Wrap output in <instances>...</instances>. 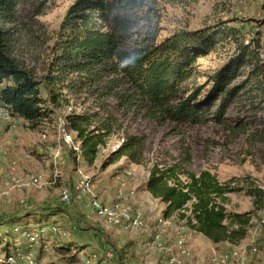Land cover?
I'll list each match as a JSON object with an SVG mask.
<instances>
[{"label": "rangeland", "instance_id": "374dc122", "mask_svg": "<svg viewBox=\"0 0 264 264\" xmlns=\"http://www.w3.org/2000/svg\"><path fill=\"white\" fill-rule=\"evenodd\" d=\"M74 1L19 0L13 14L0 19V26L7 32L8 53L41 81L43 95L49 92L55 95V101L49 106L53 109L50 120L37 128H29L20 119L9 122L0 119V152L4 154L0 172L7 175L30 171L41 174L43 178L40 189L22 188L12 192L14 198H24V205L5 204L1 200L0 220L26 209L63 207L61 186L69 185L73 190L80 174L89 178L90 196L109 200L114 195L115 198L119 177L128 173L122 199L140 210L142 206L138 201H147L149 208L144 209L149 214L146 217L143 212V215L147 229L153 230L155 223L151 221V213L155 214L164 206L150 193L151 196L146 198L144 184L154 163L180 162L195 173L210 169L221 181L232 178L236 185H259L264 189V143L261 142L264 137V68L258 66L257 75L249 72L264 60V35L255 32L256 27L264 31V0H140L134 7L114 9L107 21H98L105 30L114 33L121 49L141 44L155 45L180 30L235 27L232 37H221L207 55L196 60L200 76L187 79L183 84V88L187 89L204 85L207 73L231 56L240 41L247 43L250 37L255 39L256 42L249 47L250 64L244 66L245 74L233 84L246 79L248 82L228 107L225 119L219 124L207 121L199 125L169 121L159 123L145 117L144 102L137 96L132 100L127 98L133 89L126 78L114 72L110 61L83 72H67L61 68L56 55L62 51L55 45L63 16ZM56 67L59 69L54 70ZM47 75H51L48 80L45 78ZM69 113L89 115L91 122L88 128L99 126L103 121L111 123L106 144L100 148V154L92 164L81 160L74 162L68 155L72 147L62 138L59 118L65 119ZM69 133L73 144L78 147L75 133ZM129 137H135L138 142L131 148L137 152L134 159L124 154L103 168L102 163L109 153ZM56 146L61 147L59 154L65 159L63 164L53 157ZM25 154L30 157L24 165ZM227 199V207L231 210H253L252 199L244 191L230 193ZM89 201L88 196L74 193L71 204L55 219L68 237L85 240L87 254L97 255L90 263L103 256L104 246L114 248L118 258L115 256L102 264H156L159 261L158 254L149 252L145 247L148 231L129 232L118 226L104 229ZM259 210H255L252 225L244 239L214 251L245 249L247 264H251L250 259H254L255 264H264L262 249H252L255 240H264V225ZM167 219L170 222L169 242L183 236L194 258L210 256L211 252L196 253L190 245L191 232L183 227V222L176 216ZM139 240L141 242L138 243ZM76 257L78 261L85 259L83 252L77 253ZM38 259L40 264H66V258L50 246Z\"/></svg>", "mask_w": 264, "mask_h": 264}, {"label": "trees", "instance_id": "16d2710c", "mask_svg": "<svg viewBox=\"0 0 264 264\" xmlns=\"http://www.w3.org/2000/svg\"><path fill=\"white\" fill-rule=\"evenodd\" d=\"M18 1L0 0V19L12 15ZM139 3L140 0H75L67 8L58 30L55 47L62 51L56 55L60 67L67 72H83L110 61L114 72L126 78L133 89L127 98L132 100L137 96L144 102L145 117L159 123H222L228 107L248 82L246 79L233 84L245 74L244 66L250 64L249 47L256 42L255 39L250 37L247 43L240 41L231 56L207 73L204 85L183 88L187 79L200 76L196 60L207 55L221 37L234 35L236 28L222 26L180 30L155 45L141 44L121 49L114 33L105 30L98 21H107L114 9L134 7ZM6 36L7 32L0 26V104L7 107L12 119L23 120L34 129L50 120L53 109L49 106L55 101V95L50 92L43 95L41 81L8 53ZM259 63L261 65H254L249 71L251 74L257 75L258 66L264 68V60ZM45 78L48 80L51 75ZM65 120L66 129L75 133L79 143L77 149L69 148V157L74 162L81 160L92 164L100 154V148L106 144L111 123L103 121L99 126L88 128L91 122L89 115L78 113H69ZM261 142L264 143V137ZM137 144L135 137H129L109 153L102 167L124 154L134 159L137 152L131 148ZM144 189L163 203L161 215L164 218L176 216L189 230L203 234L214 243L227 241L235 244L244 239L252 225L255 210L264 206L263 187L236 185L232 178L221 181L210 169L195 173L180 162L152 164ZM239 191H244L252 199V211L237 212L227 207L228 195ZM65 207L26 209L0 220V254L7 257L17 251L26 253L30 248L26 234L34 226L55 225L58 232L48 230L33 244L38 262L39 255L49 246L66 258V264H102L115 256L118 258L114 248L101 243L104 246L103 256L90 263L97 255L87 254L85 240L68 237L55 219L62 215ZM257 248L264 251V240H255L252 249ZM79 252H83L85 259L78 261L76 254ZM107 253H111L110 258Z\"/></svg>", "mask_w": 264, "mask_h": 264}, {"label": "built area", "instance_id": "2783aa9c", "mask_svg": "<svg viewBox=\"0 0 264 264\" xmlns=\"http://www.w3.org/2000/svg\"><path fill=\"white\" fill-rule=\"evenodd\" d=\"M255 31L260 35H264L259 27L255 28ZM70 110V108H69ZM0 119L4 121H11V116L6 106L0 104ZM64 118H59L60 132L62 138L68 145H71L73 149L77 147L73 144L70 133L65 127ZM56 151L53 154L54 159L60 163H65V159H62L59 154L60 146H56ZM3 153L0 152V164L3 163ZM30 157L29 154H25L23 157L24 165ZM56 175V174H55ZM128 175V173H127ZM119 177L115 198L112 202L106 203L101 199L90 196L91 183L89 178L83 174H80L78 180L73 186V190L69 185H62L60 188V201L63 205L69 206L72 201L74 193L81 196L89 197V206L94 212L97 219L106 227L118 226L124 231L136 232V231H147L148 238L145 243L146 249L151 253H156L160 257L156 264H247L245 260V249H230L226 251L213 252L207 257H196L194 258L192 249L186 243L183 236L176 237L169 242V220L164 218L162 215L157 217V221L153 230L147 229L143 212L135 208L132 204L125 202L122 199V192L127 183L128 176ZM43 184L42 175L39 173H33L30 171L24 173L10 172L5 175L1 180L0 184V208L1 200L5 204L24 205L25 200L23 197L14 198L12 192L16 189H29L36 190L40 189ZM259 216L261 222H264V207L259 210ZM48 230L56 233L59 229L55 225L45 227L42 225L34 226L30 232L26 234L29 242V250L26 253L17 251L14 255L7 257L0 254V263L7 264H40L36 260L35 251L33 250V244L36 242L38 237L45 234ZM110 258L111 253H107Z\"/></svg>", "mask_w": 264, "mask_h": 264}, {"label": "crops", "instance_id": "0c3cea01", "mask_svg": "<svg viewBox=\"0 0 264 264\" xmlns=\"http://www.w3.org/2000/svg\"><path fill=\"white\" fill-rule=\"evenodd\" d=\"M27 164V163H26ZM6 174H5V172H0V182H1V180L4 178V176H5ZM147 195H146V198H147V196H151L150 194H149V192H145ZM101 198V197H100ZM101 200H105V198L103 199V197L101 198ZM114 200V195L111 197V199H109V200H105L104 202H107V203H109V202H112ZM155 200H157V199H155ZM134 202H137L136 200H134ZM140 204H141V206H142V212H144V214L146 215V217H147V215L149 214V212L148 211H146V209H144V208H149V206H148V202L147 201H138ZM161 203V202H160ZM163 205V204H162ZM164 207V206H163ZM162 209L160 208L155 214L154 213H151V215H152V217L151 218H153L151 221H153V223H155L156 224V218L158 217V214H161V211ZM148 213V214H147ZM100 222V221H99ZM100 224H102L101 222H100ZM104 229H108L106 226H104L103 224L101 225ZM154 227H155V225H154ZM183 227L184 228H187L186 226H184L183 225ZM110 229H112V228H110ZM188 229V228H187ZM189 230V229H188ZM148 231V230H147ZM191 233V241H190V245L193 247V249L196 251V253L197 254H203L204 252H211V253H213V252H215L214 251V249L215 248H218V247H221V248H223L225 245H233L232 243H229V242H227V241H223V242H217V243H214V242H212L209 238H207L206 236H204L203 234H201V233H196V232H194V231H192V230H189ZM139 242H141L140 240L138 241V243ZM221 251H224V250H221ZM217 252H219V251H217ZM261 256H264V251H261ZM258 257V256H257ZM250 262H251V264H255V261H254V259H250Z\"/></svg>", "mask_w": 264, "mask_h": 264}, {"label": "clouds", "instance_id": "9594fccd", "mask_svg": "<svg viewBox=\"0 0 264 264\" xmlns=\"http://www.w3.org/2000/svg\"><path fill=\"white\" fill-rule=\"evenodd\" d=\"M123 66V65H122Z\"/></svg>", "mask_w": 264, "mask_h": 264}]
</instances>
